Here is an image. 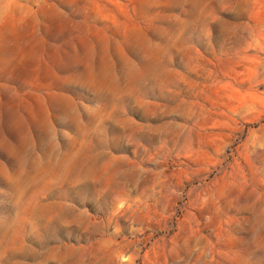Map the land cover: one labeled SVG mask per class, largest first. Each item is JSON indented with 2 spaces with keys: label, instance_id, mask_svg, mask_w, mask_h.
<instances>
[{
  "label": "rangeland",
  "instance_id": "obj_1",
  "mask_svg": "<svg viewBox=\"0 0 264 264\" xmlns=\"http://www.w3.org/2000/svg\"><path fill=\"white\" fill-rule=\"evenodd\" d=\"M0 264H264V0H0Z\"/></svg>",
  "mask_w": 264,
  "mask_h": 264
}]
</instances>
